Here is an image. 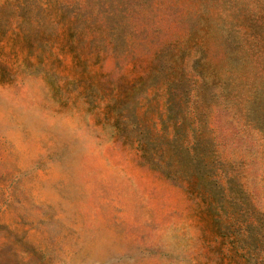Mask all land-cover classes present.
Listing matches in <instances>:
<instances>
[{"label": "rangeland", "instance_id": "374dc122", "mask_svg": "<svg viewBox=\"0 0 264 264\" xmlns=\"http://www.w3.org/2000/svg\"><path fill=\"white\" fill-rule=\"evenodd\" d=\"M0 264H264V0H0Z\"/></svg>", "mask_w": 264, "mask_h": 264}]
</instances>
